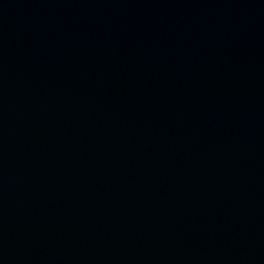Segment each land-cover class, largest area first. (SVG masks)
Returning a JSON list of instances; mask_svg holds the SVG:
<instances>
[{
  "label": "water",
  "instance_id": "water-1",
  "mask_svg": "<svg viewBox=\"0 0 264 264\" xmlns=\"http://www.w3.org/2000/svg\"><path fill=\"white\" fill-rule=\"evenodd\" d=\"M0 264H264V0H0Z\"/></svg>",
  "mask_w": 264,
  "mask_h": 264
}]
</instances>
